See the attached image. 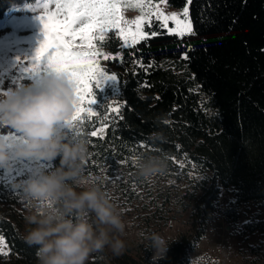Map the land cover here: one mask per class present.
I'll return each instance as SVG.
<instances>
[{
  "label": "trees",
  "instance_id": "trees-1",
  "mask_svg": "<svg viewBox=\"0 0 264 264\" xmlns=\"http://www.w3.org/2000/svg\"><path fill=\"white\" fill-rule=\"evenodd\" d=\"M33 1L0 0V19L13 6ZM166 2L181 11L189 8L194 35H169L155 19L144 31L161 34L134 41L132 47L109 32L100 44L118 57L111 64L120 69L113 71L119 80L103 93L98 90L96 117L85 116L77 130L88 145L85 176L94 182L100 177L104 188L107 177L120 174L117 182L129 191V199L153 176L170 177L184 169L191 181L200 178L192 181L191 228L160 256L129 250L116 254L105 247L92 253L87 264H191L222 186L233 189L235 205L254 201L264 206V0ZM185 52L187 60L182 59ZM117 104L119 118L108 110ZM106 117L111 118L103 139L91 137ZM148 162L160 166L151 177L138 171ZM58 163V158L52 161L54 167ZM4 189L1 183L0 194L17 202L19 195H5ZM171 196L163 191L152 197L154 212L164 210ZM14 210L0 206V234L9 247L0 264H38L37 246L26 242L24 221ZM226 217L236 220V208ZM247 227L264 236V219L255 218Z\"/></svg>",
  "mask_w": 264,
  "mask_h": 264
},
{
  "label": "clouds",
  "instance_id": "clouds-1",
  "mask_svg": "<svg viewBox=\"0 0 264 264\" xmlns=\"http://www.w3.org/2000/svg\"><path fill=\"white\" fill-rule=\"evenodd\" d=\"M75 101L74 84L57 72L0 94V124L19 135L11 147L0 137V168L11 167L13 161L59 159L52 169L34 166L20 183L29 202L25 240L37 246L38 264H87L92 253L106 246L116 254L124 247L119 237L111 235L123 233L125 225L109 193L100 177L94 182L84 174L87 142L69 135ZM138 171L151 177L160 166L143 163ZM166 245L161 236L151 237L156 253Z\"/></svg>",
  "mask_w": 264,
  "mask_h": 264
},
{
  "label": "rangeland",
  "instance_id": "rangeland-1",
  "mask_svg": "<svg viewBox=\"0 0 264 264\" xmlns=\"http://www.w3.org/2000/svg\"><path fill=\"white\" fill-rule=\"evenodd\" d=\"M149 2L152 6L151 10L145 0H120V13L127 22L123 26L134 31L136 25L133 21L149 14L150 11L153 19H155V12H163L168 16L176 13L182 20L190 19V16L187 18L183 16V11L168 6L166 0H149ZM55 3L56 0L24 2L13 6L4 18L0 19V89L3 91L14 87L13 81L24 84L31 82L28 79H22L26 74L22 73L21 69L28 66V60L25 57L34 55L39 42L43 39L38 15L54 11ZM141 4H144V7L141 8L139 6ZM175 26V23L169 20L168 27ZM100 50L110 57L115 56L106 46L101 45ZM17 57L21 58L20 64L17 62ZM101 65L109 70V74H115L113 71L120 70L111 64V59L101 58ZM112 82L118 83V80L109 81L107 84ZM94 91L98 95V90ZM13 134L17 133L0 124V137ZM41 164L52 165V161H13L11 167L0 168V184L2 183L5 187V195H19L17 202L13 203L0 194V206L4 209L16 210L19 214L17 215L24 221L26 233L30 228L25 220L26 215L29 214V202L23 194L20 183L30 174L34 166ZM191 176V173L180 169L178 172H173L170 177L148 178L140 188H137L138 196L135 199H129V193H127L129 191L118 184L117 179L120 178V174L116 177H107L103 190L109 193L111 202L125 225L123 233L115 231L111 233L112 236H117L123 241L124 247L121 251L129 250L137 255L150 254L151 257H157L162 254L164 246L159 253L151 248V237L154 234L161 236L168 244L190 230V198L191 190L194 188L192 181L196 183L200 181V178L191 181ZM163 191H169L172 194L171 200L164 210L154 212L155 205L150 202V199L159 197ZM235 200L233 189L222 186L218 204L208 222L207 231L191 255V264H195L196 258L203 251L216 254L223 264H264V236L260 231L251 232L247 227V224L255 218L264 219V206L254 201L235 205ZM184 208L186 210H183ZM234 208L237 211V219L228 220L226 214ZM4 243L7 245L5 239ZM106 249L111 251L109 246H106ZM4 250L9 253L8 245Z\"/></svg>",
  "mask_w": 264,
  "mask_h": 264
},
{
  "label": "snow or ice",
  "instance_id": "snow-or-ice-1",
  "mask_svg": "<svg viewBox=\"0 0 264 264\" xmlns=\"http://www.w3.org/2000/svg\"><path fill=\"white\" fill-rule=\"evenodd\" d=\"M151 10V3L145 0ZM191 3V0H188ZM141 8L144 4L139 5ZM47 7V5H46ZM120 0H56L55 10L44 15H38L42 26L43 39L39 42L34 55L25 57L28 66L22 67V73L26 74L22 79L37 81L50 72H57L69 78L75 86V111L71 116L72 129L69 135H81L77 130L78 124L84 123V117H96L94 110L97 105V93L94 90L103 91L109 81L119 80L116 74H109V70L101 65L103 60L118 59L110 57L100 50V42L105 41L109 32L118 36L124 41L126 47H132L130 41L139 43L151 37L161 34L153 31H144V25H152L153 14L150 13L138 17L133 23L136 25L133 31L123 25L127 23L120 13ZM155 19L159 21V27L169 35L179 38L194 35V29L190 19H180L176 13L171 16L163 12H155ZM183 16H189V8L183 9ZM169 20L175 23L174 28L168 27ZM82 43H77V42ZM18 64L21 58L17 57ZM182 59L187 60V52L182 54ZM15 86L24 83L13 81ZM4 94L6 91L0 89ZM110 113L117 118L120 116V106L117 104L109 106ZM111 117L105 118V123L90 132L91 137L103 139L107 121ZM9 141L19 140V135L13 134L3 137ZM133 164L135 161L133 159ZM40 167L52 169L51 164H41ZM119 176V174H117ZM0 255H8L4 249V237L0 236Z\"/></svg>",
  "mask_w": 264,
  "mask_h": 264
},
{
  "label": "built area",
  "instance_id": "built-area-1",
  "mask_svg": "<svg viewBox=\"0 0 264 264\" xmlns=\"http://www.w3.org/2000/svg\"><path fill=\"white\" fill-rule=\"evenodd\" d=\"M195 264H223L221 258L209 251H203L196 258Z\"/></svg>",
  "mask_w": 264,
  "mask_h": 264
}]
</instances>
